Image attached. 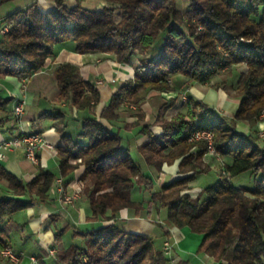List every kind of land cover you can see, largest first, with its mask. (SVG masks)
I'll return each instance as SVG.
<instances>
[{"label": "trees", "instance_id": "16d2710c", "mask_svg": "<svg viewBox=\"0 0 264 264\" xmlns=\"http://www.w3.org/2000/svg\"><path fill=\"white\" fill-rule=\"evenodd\" d=\"M8 1L0 0V6ZM53 1V9H42L35 0L2 18L0 30H6L0 34V77L31 76L54 54L55 46L67 40L74 41L77 52L107 53L119 63L139 54L138 63L133 77L111 94L98 115L102 97L96 83L83 79L75 63L55 65L56 99L74 108L76 115L55 109L38 116L51 120L61 136L56 171L40 168L25 181L0 165L7 190L0 193V249L12 247L10 233L21 226L13 216L47 202L56 179L61 177L66 186L82 166L85 220L95 224L74 230L83 243L59 245L56 256L62 264H167L165 249L155 248L152 236L119 225L122 209L136 216L166 209L164 224L201 233L198 251L220 264H264V145L256 129L264 121V0H184L186 9L178 0H106L109 4L101 9ZM238 64L246 69L237 71ZM222 71L236 77L235 83L234 78L228 80L238 98L232 115L189 95L185 111L160 116L159 132L148 122L133 123L147 139L136 147L138 158L132 156L130 140L112 123L124 105L139 108L144 93L170 91L173 76L206 81ZM13 98L0 90V127ZM173 103L167 102L166 108ZM242 121L253 132L240 130ZM73 123L79 124L78 130L68 132ZM195 129L212 132L215 151L224 161L218 178L201 191L192 190L190 183L211 166L202 160L205 143L188 140ZM144 166L151 171L176 166L181 176L155 186ZM243 172L253 176L252 184L234 185L232 178ZM137 187L148 194L146 207L144 200L131 196ZM159 228L167 238L170 232ZM61 232H55L56 241Z\"/></svg>", "mask_w": 264, "mask_h": 264}, {"label": "crops", "instance_id": "0c3cea01", "mask_svg": "<svg viewBox=\"0 0 264 264\" xmlns=\"http://www.w3.org/2000/svg\"><path fill=\"white\" fill-rule=\"evenodd\" d=\"M34 1L35 0H11L6 3L15 2L14 7L12 6V9L8 10L11 12L15 9L24 8ZM43 1L45 3L44 5H41L42 9H53L56 6L53 0ZM64 3L67 6H74L79 4V0H65ZM107 4L109 3L106 0H101L92 9H101ZM8 11H6V14L10 13ZM5 15L0 16V26L1 20ZM54 51V54L46 59L43 67L27 78H22L20 80L13 76L0 77V90L2 93H4L5 96L14 97L9 103L10 112L7 115L5 124L0 127V142L11 137L12 123L14 122L15 124V116L12 114V108L17 101L24 98L25 103L23 119L29 123V127H27V129L29 131L40 132L44 138L52 144V147L42 146L36 151V155L38 157L37 164H33L25 157L24 150L21 147L5 151L6 157L5 159H0V165L25 181L31 180L39 172L40 168L49 169L50 167H53L57 170L58 157L56 150L57 147L62 144L61 136L55 130L53 122L49 119H39V114L43 111L66 109L69 111V114L76 115V110L74 108L70 107L66 102H58L56 99L58 89L53 75L55 65L61 62H72L79 66V73L83 79H90L94 82H96L98 78L103 79V83L101 85H97L98 89L101 91L102 97V100L96 110L98 115L102 106L106 103L111 94L114 93L121 85H124L128 79L133 77L134 66L138 63L137 59H134V61L131 60L129 63H119L115 61L112 55L102 52H77L74 49V41L71 42L70 40L57 44ZM208 81L209 80L188 81L181 75L173 76L171 79V86L174 84V87L172 86L170 91H157L166 99V102L171 100L175 102L168 109L166 116L170 118L178 112L180 108H184L183 102L189 95L206 103L216 110H219L220 113L225 115L232 114L237 108L238 98L226 88L221 86H217V89L208 87ZM2 86H4V88H2ZM206 87L207 89L204 90L203 88ZM150 93H153V90H151ZM12 115L14 119H12ZM135 121H137L136 115L132 121H128V119L123 121L114 120L112 123H114V127H119V132L125 138L130 140V147H134L137 152L136 147L145 141L147 136L137 133L136 130H138L139 125H133ZM127 122L130 126L129 129L125 127ZM105 124L109 127L111 126V124L107 122H105ZM241 124L244 125V123ZM77 125L79 126V124ZM257 125H259V129L261 131L264 130V121H259ZM157 127L160 128V124ZM143 168L148 169L147 166H144ZM82 170V166H79L75 170L73 178L66 185V190L69 192L73 190L72 185L79 179ZM0 193L7 194L5 180H0ZM145 194L146 193H144L141 188L137 187L132 191L131 196L133 199L138 201L144 200V206L146 207L147 197ZM81 200L82 199H78L72 204L63 206L58 201L57 185L55 181L51 188L49 200L47 202H40L27 208L26 210L17 212L16 215L13 216V220L18 224L23 223V225H21L22 227L18 229L21 230V235L24 236L23 238H25V240H34L35 245H37L43 252H46L45 250L48 246L55 245L57 248L59 247V241L54 239L55 230L53 228V224L55 223L56 225L59 221H61V218L64 215L70 217L74 223H80L83 225L95 224V222H86L85 203ZM152 211L153 210H151L149 214L143 212L136 216L133 210L122 209L118 214L119 225L125 231L153 236L155 235L153 232L156 227L159 228V225L152 223L154 220ZM159 219L161 220V218ZM110 222H112V220L102 221L104 225ZM168 228L170 229V233L167 238L164 237L162 247L164 245V241L169 240L171 248L167 253L172 255L171 261H181L179 255L176 253L178 249H181L187 254V257L189 256L188 258L193 255L191 259L192 264H201L200 262L205 264L221 263L206 253H204L201 257L203 261L198 259L199 255L197 256V247L202 240V234L193 233L186 226L182 228L171 226ZM80 241L83 243L84 240L82 239ZM43 254L44 253L33 255L38 257L37 259L39 264H42L44 260ZM55 258L57 264H62L61 260L56 255ZM0 264L18 263H10L0 258Z\"/></svg>", "mask_w": 264, "mask_h": 264}, {"label": "rangeland", "instance_id": "374dc122", "mask_svg": "<svg viewBox=\"0 0 264 264\" xmlns=\"http://www.w3.org/2000/svg\"><path fill=\"white\" fill-rule=\"evenodd\" d=\"M36 1H38L40 5H44V3H45L43 0H36ZM99 1H101V0H79V4H81V6H83V7L92 9L96 6V4ZM14 5H15V2H9V3H5L2 6H0V16L5 15L6 11L11 10L12 6L14 7ZM178 5L181 9L187 8V2L184 0H178ZM8 12H10V11H8ZM0 34H1V30H0ZM70 41L73 42V40H70ZM138 58H139V54L135 55L132 58V61H134V59L138 60ZM235 68L237 69V71L242 72L246 69V66L244 64H238L235 66ZM235 78L236 77L230 76L228 71H222V72L214 75L213 77H211L208 81L209 83L207 84V86L210 88L212 87L213 89H217L216 88L217 86L218 87L221 86L223 88H226L233 95H235L233 88L228 85V82L232 79H233L232 80L233 83H235ZM97 81H102V83H103V79H101V78H98ZM172 86L174 87V84ZM2 88H4V86H2ZM203 89L206 90L207 87L203 88ZM150 92L148 91V92L143 94L144 98L141 101L139 108L136 107L135 105H130V106L124 105L122 107V109L120 110V117L118 118V120L123 121V120L128 119V121H132L134 119V116L137 113H139L142 115V118L137 119V121H140V123L148 122V123L152 124L151 130L153 132H156V133L159 132L160 128L157 126H159V124H160V121H159L160 116L164 115L166 118H168L166 116V113H168V109L175 102L166 108V106L168 105L166 102V99L164 97H162L159 94V92H157L155 90H153V93H150ZM149 93H150V95H149ZM171 101H173V100H171ZM178 111H185V108H180ZM232 114H228V115H232ZM13 115L15 116L14 112H13ZM18 119H20L21 123H22V115L18 116V118L15 116V124L13 122L14 125H16ZM241 123H244V125ZM238 125H237V127L240 130H242L243 132L252 131L248 122L242 121V122H239ZM125 127L127 129H129L130 126H129L128 122L126 123ZM78 128H79V126L77 125V123H73V124H70L68 126L67 131L75 133L78 130ZM256 129H257V134L259 135V144L264 145V130L261 131L259 129V125H256ZM210 133H211V137H212V139H210V140H206L203 138L202 139L200 138L199 140L198 139L192 140V139L188 138L189 141H203L205 143V145L207 146V152L202 156V160H203L204 164L211 166V168L208 171L199 174L191 182V187H192V190H194V191H201L206 185L213 183L218 178L219 173H220L221 164L224 162V161H222V158L217 153L209 151V146L211 149H213L215 151V148L213 146V134H212V132H210ZM208 141H209V145H208ZM211 143H212V145H211ZM129 149L131 151L132 156L134 158H138V153L135 151V148L129 147ZM195 151H196V149H195ZM37 163H38V157H37L36 163H33V164H37ZM49 169L51 171H56V168H53V167H50ZM145 171L153 177V181H154L155 186L160 185L162 182H168L173 178H177V177L181 176L179 173L176 172L177 171L176 166L167 168L166 171H155L154 169H152V171L150 169H145ZM77 182H78V180L72 186H75V184H77ZM252 182H253V176L249 172H243V173L232 178V183L234 185H247V186H249L252 184ZM62 187H63V190H66V188H67L63 184H62ZM82 191H83V183H82V187H81V191H80V197L78 199H82L81 201H83L85 203V210H86V203L87 202L83 198ZM145 195L147 197L148 194H145ZM78 199H76V200H78ZM152 215L154 218L152 223H154L156 225H162V227H164L163 229L168 230V232H170V229L167 227V225L164 224V221H162L163 223L161 222L162 218L164 219V217L166 216V209H160L159 213L152 211ZM158 217L161 218V220ZM55 222H57V221H55ZM21 225H23V223ZM53 225H54L53 228H54L55 232L56 231L59 232L60 230H63V232H61L62 234L60 237L59 245L61 244L64 247L70 245L71 243L80 244L81 243L80 240H82V238L80 236H74V230L84 231L85 229H87L88 227L91 226V225H83L80 223H74L72 221V219H70V217H67L66 215H64L61 218V221H59L56 225H55V223ZM20 227H22V226H20ZM153 233H155V235L152 236L154 239V247L158 248V249H162V242L164 240V236L161 235L160 228L156 227V229ZM193 233H197V232H193ZM21 234H22L21 230H14L13 233H10L12 248L16 252H22L23 253V256L20 259L18 264H31L29 256L38 255V254H42V253H44L43 254L44 260H43L42 264H57L55 256L47 255L46 252H43L37 245H35L34 240H32V239L31 240H25V238H23L24 236ZM197 234H201V233H197ZM54 235H55V233H54ZM30 236H32V235H30ZM75 238H79V239H75ZM201 238H202V236H201ZM199 244H198V247H199ZM176 253L179 255L181 261H179V260L176 262L171 261L172 255L166 253L165 255L168 258L167 264H192L191 259H192L193 255H191V257L188 258L189 256L187 257V254L184 253V251H182L181 249H178L176 251ZM56 254H57V247H56L55 255ZM203 255H204V252L198 251V249H197V256H198V259L200 261H203L201 259V257ZM200 263L205 264L203 262H200Z\"/></svg>", "mask_w": 264, "mask_h": 264}, {"label": "built area", "instance_id": "2783aa9c", "mask_svg": "<svg viewBox=\"0 0 264 264\" xmlns=\"http://www.w3.org/2000/svg\"><path fill=\"white\" fill-rule=\"evenodd\" d=\"M6 27L1 29V32H4ZM96 85H101L102 81L95 82ZM24 103L25 100L22 98L21 100L17 101L13 106H16L17 110L19 111V115H22V123H16V125L12 128L11 137L7 140H3L0 142V159H5L6 154L5 151L13 150L14 148L21 147L24 150L25 157L28 160H34V150H38L42 146L52 147V144L49 143L43 135H40V132L37 131H29L27 127H29V123L23 119L24 115ZM207 134L206 131H202ZM209 145V141H208ZM209 151L217 153L209 146ZM218 154V153H217ZM219 155V154H218ZM57 185V192H58V201L63 205L72 204L76 199L80 197V191L82 187V182L78 179L77 184L73 186V190L69 192L68 190H62V178L58 177L56 179ZM163 248L165 249L166 253L171 248V243L169 240L164 241ZM47 255L55 256L56 246L51 245L46 247ZM22 252H16L12 247L7 246L0 249V258L10 263H19L20 259L22 258ZM31 263L39 264L38 259L36 256H29ZM260 264V263H255Z\"/></svg>", "mask_w": 264, "mask_h": 264}, {"label": "bare ground", "instance_id": "6f19581e", "mask_svg": "<svg viewBox=\"0 0 264 264\" xmlns=\"http://www.w3.org/2000/svg\"><path fill=\"white\" fill-rule=\"evenodd\" d=\"M12 111L14 112L16 117L21 116V115H19V111L17 110L16 106H13ZM18 123H21V120L18 119ZM202 131H206L207 134L205 132H202ZM189 138L192 139V140H195V139L199 140L200 138L201 139L203 138V139H206V140L212 139L210 131L204 130V129H195L194 131H192V133H191ZM211 145H212V143H211ZM36 151L37 150H34V159L37 160ZM29 161L32 162V163H36V161H34V160H29ZM62 190H63V187H62Z\"/></svg>", "mask_w": 264, "mask_h": 264}]
</instances>
